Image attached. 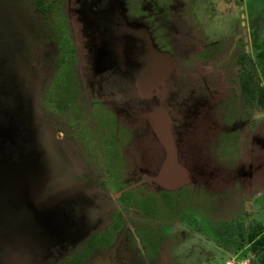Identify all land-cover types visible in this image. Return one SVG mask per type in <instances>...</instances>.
I'll return each instance as SVG.
<instances>
[{
	"label": "rangeland",
	"instance_id": "1",
	"mask_svg": "<svg viewBox=\"0 0 264 264\" xmlns=\"http://www.w3.org/2000/svg\"><path fill=\"white\" fill-rule=\"evenodd\" d=\"M97 1L102 3L101 0ZM254 1H242L251 9L250 19L259 45V103L254 108V128L248 126L252 122L250 120L248 125H243L236 132L230 131L229 126L239 120L240 114L235 95L231 96L230 90L223 88L222 97L213 98L211 102V110L214 111V119L210 122L211 131L202 134L199 140L203 151L201 155L207 156L206 162L211 164V169L203 177L210 181H207V186L195 185L201 180L191 170L192 182L174 190L163 189L154 181L165 158L161 150L155 152L153 157L150 149L142 152L148 154L145 158L148 165H145L140 154L142 145L145 146L147 142L143 139L134 140L128 156L131 159V181L129 178L128 181L132 183L142 179L143 185L150 191L138 197L142 198L138 202L157 215L151 225L157 229L155 236L159 255L150 235L148 238L145 235L144 239H136L130 234V239H116L111 247L99 249L95 255L86 257L83 249L89 239L96 233L107 231L110 208L94 182L82 175L86 161L79 157L77 146L70 142L67 144L65 138H56L61 125L55 121L56 113L61 114L67 105L58 106L54 100L60 92L59 74L53 69L52 74H48V68L55 67L60 52L56 44L51 42L50 32L59 33L49 29L52 24L50 17L44 19L32 4L22 0H0V68L6 70L0 82V122L11 125L8 128L4 125L8 137L3 138L2 143L6 151L22 155L27 145L25 138L29 134V126H37L38 130L34 136H30L28 144L41 156L44 165L49 167L51 180L43 187L38 186V182L35 187L34 181L31 182L32 188H23L20 183H16L13 188L0 187V264H258L257 251L250 249L253 244L250 236L264 233V0ZM197 5L199 12L201 9L202 15L208 20L204 32L207 31L211 36L224 33L234 35L233 27L240 21L242 14L238 9V0H198ZM207 6L209 10H204ZM248 12L246 10L245 13ZM183 13L190 15L187 11ZM180 30L193 34L192 28L187 26L185 30L183 27ZM197 33L200 34V31ZM45 42L48 43L46 46ZM37 47L41 53L36 54V59L19 54L22 50L30 52ZM43 50H46L45 56ZM47 50L52 59L47 55ZM10 69L12 76H9ZM79 71L78 67L76 70L71 69L72 75L68 76L72 87L68 89L69 96L75 95L84 84ZM21 72L25 73L23 79L27 85L30 76L38 73L37 78H41L47 73L37 101L32 97L31 86L19 90L21 94L30 95L29 104L23 102L22 97L17 98L16 90L13 92L8 88L13 85L11 77L15 74L18 79ZM113 75L101 71L95 76V86L100 89L102 96L106 91L101 90H107V85L113 83ZM221 77L223 80V76L217 75L216 84H220ZM114 81V85L118 82L121 84V78L119 80L117 75ZM45 90L49 92L51 103L46 101ZM195 95L197 99L203 97L200 92ZM103 105L107 106V103ZM73 108V113L68 111V115L73 116L69 117L72 122H76L78 116L89 114V106L80 95ZM18 114L21 122L18 121ZM249 115L251 118L252 113ZM98 122L105 134H112V122L108 116L104 122ZM19 124L24 138L18 134ZM255 131L258 145L251 142ZM238 132L243 134L240 140L235 138ZM104 144L101 145L106 162L114 170L120 168L124 162L122 153L119 149L116 153ZM202 161L205 162V159H201V164ZM100 163L103 162L98 159L95 164ZM181 163L189 169L185 161L181 160ZM144 165L145 169L141 170L140 167ZM72 166L74 170H70ZM113 173L115 175L116 171ZM60 184L62 194H59ZM78 252H81L80 262Z\"/></svg>",
	"mask_w": 264,
	"mask_h": 264
},
{
	"label": "flooded vegetation",
	"instance_id": "2",
	"mask_svg": "<svg viewBox=\"0 0 264 264\" xmlns=\"http://www.w3.org/2000/svg\"><path fill=\"white\" fill-rule=\"evenodd\" d=\"M22 1L32 4L44 19L50 17L52 24L49 29L59 33L50 32L51 42L60 52L58 59L55 57V67L48 68L49 75L52 69L59 74L60 92L54 100L58 106L67 104L61 114L56 113L55 121L61 124L58 133L67 144L70 142L77 146L79 157L86 161L82 175L94 182L110 208L107 231L94 234L85 244L83 252L86 257L95 255L97 250L111 247L116 239L123 237L125 241L132 234L136 239L150 235L159 255L155 236L157 229L151 225L157 215L138 202L142 199L138 197L150 191H147L142 179L130 182L131 159L128 156L131 145L137 139L147 142L142 145L140 154L145 165H148L145 161L148 154L142 152L147 149L153 151L152 157L159 149L165 156L168 151L174 150L179 160L182 158L201 180L195 185L207 186L210 180L203 176L211 169V164L206 162L207 156L201 155L203 151L199 140L202 134L211 131L213 98H221L223 88L230 90L231 96L235 95L240 116L235 124L229 126L230 131L236 132L243 125H248L250 120L252 122L248 126L254 128L252 124L256 121L254 108L259 103V45L250 19L251 9L248 4L242 3L245 0H238V9L242 14L233 27L234 35L211 36L204 32L208 20L201 9L199 12L198 0H101L102 3L97 0ZM204 10H209L208 6ZM246 10H249L248 14ZM185 11L190 12L188 16L191 18L182 14ZM73 14L75 17H72ZM178 16L181 18L177 19ZM186 26L192 28L193 34L187 33ZM181 27L185 32L180 30ZM47 44L45 42V46ZM48 50L47 55L52 59ZM165 59H171L173 67L165 76L159 77L158 70L164 69ZM76 67L80 69L79 77L84 84L75 95L69 96L68 89L72 87L68 76ZM90 67L100 72L119 74V80L121 78L124 82H121V90L130 104L116 108L99 93L97 86L88 88L85 73ZM217 75L223 76L220 84L215 83ZM109 85L114 86L113 83ZM197 92L203 97L197 99ZM48 93L45 90L46 101L51 103ZM79 95L88 104L89 114L78 116L76 122H72L69 117L73 116H69L68 111L74 112ZM105 102L107 106L103 105ZM250 112L252 119L249 118ZM107 116L112 122L111 135L105 134L98 122H104ZM242 137L239 132L235 136L237 140ZM251 142L259 143L256 131ZM102 143L116 153L118 149L122 153L124 162L120 168L114 170L106 162ZM98 159L103 163L95 164ZM201 159H205L202 164ZM145 165L140 169H145ZM113 171H116L115 175Z\"/></svg>",
	"mask_w": 264,
	"mask_h": 264
},
{
	"label": "water",
	"instance_id": "3",
	"mask_svg": "<svg viewBox=\"0 0 264 264\" xmlns=\"http://www.w3.org/2000/svg\"><path fill=\"white\" fill-rule=\"evenodd\" d=\"M164 69L162 71L158 70V76L163 77L167 73H169L173 67L172 60L165 59ZM107 71V70H106ZM101 72L89 68L88 71H86L85 78H87L86 86L88 88H91L92 86H95L94 78L95 76H98ZM102 73H108L103 72ZM121 77L119 74H114L113 76V83H115V76ZM124 83L123 81H121ZM116 83L114 86L107 85V90H101L106 91L103 93V96L108 100V103H112L116 106V108L121 107L124 108L127 104H130L127 102V98L125 96V92L121 90V84ZM95 89V88H94ZM98 91L100 89L98 88ZM101 94V93H100ZM105 102V103H107ZM134 104L133 102H131ZM32 120V119H31ZM18 121L21 122V117L18 114ZM11 127L9 123L2 124L0 122V187H12L16 183H20L23 188H32L31 182H35V187L38 182V186H46L48 185L51 180H49V167L47 165H44L43 160L41 156L28 144V141L31 139L30 136H34L38 130L37 126H29V134L27 138H25V142L27 143L26 148L23 150V153L17 154L14 152H9L4 149L2 139L8 137L7 128L5 126ZM18 134L22 135V128L20 124L18 125ZM24 138V136L22 135ZM56 138L60 140L59 136L56 135ZM13 147H15V143L12 142ZM64 158H66V155L62 154ZM19 164V165H17ZM75 167V165H74ZM74 170L73 166L70 168V170ZM190 168H186L181 161L179 160L177 154L174 150L168 151L167 155L165 156V159L163 160L160 170L157 174V177L154 178V181H159L164 188L167 190H174L177 188L182 187L183 185L192 182V175L190 174ZM25 173V174H24ZM27 173H30L29 175ZM63 182L62 180L60 181ZM66 184L64 189V194L66 192ZM13 188V187H12ZM59 194H62V186L60 184L59 186Z\"/></svg>",
	"mask_w": 264,
	"mask_h": 264
},
{
	"label": "crops",
	"instance_id": "4",
	"mask_svg": "<svg viewBox=\"0 0 264 264\" xmlns=\"http://www.w3.org/2000/svg\"><path fill=\"white\" fill-rule=\"evenodd\" d=\"M22 51H25V50H22ZM22 51L19 52V54L21 56H23V57H25L26 55H29V56H32V57L34 56L35 59L37 58L36 54L38 52L41 53V50H40L39 47L35 48L34 51H30V52L25 51L27 53L22 52ZM43 56H45L44 50H43ZM28 70L29 69H26V71H28ZM5 71L6 70L4 68H0V82H2V75H4ZM44 75H45V77H44ZM9 76H12V69H10ZM23 76H25V73L21 72L20 73V77L17 79V77L14 74V76L11 77V81H12L13 85H12V87H8V88H10L13 92H15V90L17 91V98L18 97H22L23 98V102H28V100L30 99V95L27 96L26 93L21 94V93H19V90L22 89V88L26 89L27 86H31L32 90H30V91L31 92L33 91L32 97L35 98V100L37 101L40 98L41 92H42V90L44 88V85H45V82H46L47 73L46 74L44 73L41 78H40V76H39V78H37L38 77V73H35L34 75L30 76L29 77L30 81L28 82V85H27V82L24 81ZM1 85L3 86V88H5V86L3 84H1ZM22 104H24V103H22ZM28 104H29V102H28ZM24 106H25V104H24ZM37 121L41 122L40 119L39 120L37 119ZM56 135L59 136L60 139H62V136L59 133H57ZM17 165H19V164H17ZM27 174L29 175L30 173H27Z\"/></svg>",
	"mask_w": 264,
	"mask_h": 264
},
{
	"label": "trees",
	"instance_id": "5",
	"mask_svg": "<svg viewBox=\"0 0 264 264\" xmlns=\"http://www.w3.org/2000/svg\"><path fill=\"white\" fill-rule=\"evenodd\" d=\"M250 240L253 241L250 249L258 253V264H264V233L261 236L260 234H251Z\"/></svg>",
	"mask_w": 264,
	"mask_h": 264
}]
</instances>
